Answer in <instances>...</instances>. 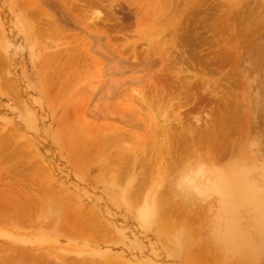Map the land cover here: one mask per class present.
<instances>
[{"label":"rangeland","instance_id":"obj_1","mask_svg":"<svg viewBox=\"0 0 264 264\" xmlns=\"http://www.w3.org/2000/svg\"><path fill=\"white\" fill-rule=\"evenodd\" d=\"M263 169L264 0H0V264H264Z\"/></svg>","mask_w":264,"mask_h":264},{"label":"bare ground","instance_id":"obj_2","mask_svg":"<svg viewBox=\"0 0 264 264\" xmlns=\"http://www.w3.org/2000/svg\"><path fill=\"white\" fill-rule=\"evenodd\" d=\"M91 7H92V6H91ZM30 10H31V9H30ZM45 31H46V30H45ZM56 38H57V37H56ZM75 48H76V47H75ZM86 57H87V56H86ZM75 62H76V61H75ZM181 87H182V86H181ZM186 92H187V91H186ZM188 95H189V94H188ZM189 97H190V96H189ZM167 98H168V97H167ZM167 98H166V99H167ZM190 98H191V97H190ZM184 99H185V98H184ZM188 99H189V98H188ZM189 100H190V99H189ZM185 101H186V99H185ZM185 101H184V102H185ZM156 102H157V101H156ZM188 102H189V101L187 100L186 104H187ZM195 103H197V100H196V98H195V96H194V97H193V101H192V103H191L192 106L190 105V107H194V105H196ZM184 104H185V103H184ZM189 104H190V102H189ZM197 104H198V103H197ZM181 105H182V103H181ZM197 106H198V105H197ZM200 107H201V106H200ZM196 114H197V113H196ZM170 117H171V116H170ZM210 122H211V121H210ZM216 125H217V124H216ZM162 127H164V126H162ZM171 128H172V127H171ZM169 129H170V128H169ZM174 130H175V129H174ZM172 131H173V130H172ZM194 131L196 132V130H194ZM194 131H193L192 133L190 132V134H191V135H190V137H191V141H189V140L187 139L186 136H185V138L181 137L182 135L180 134L179 137H181V139H182V138H183V139H186V140H182V141H181V139L179 138V139H180V144L182 143V145H181L182 147H181L180 144H179V139H178V138H177L178 140H175V142H172V141H174V140H172V137H171L172 135H171V136H170L171 139L169 140V141L172 140V141H171V142H172V143H171V146H172V147H174V146L176 147L177 145H179L181 148L184 149V147H183V146H184V144H183L184 141H185V142L188 141L187 143H190V142L194 143V142H195L193 148H191V149H192V155H194V153H197V152H198V150H199V148H200V146H201V144H200L201 142L199 141L200 143H196V142H197L196 139H200V138L203 139V137L205 136V135H204V136L200 137L201 135L194 134V133H195ZM210 131H211V130H210ZM163 132H164V131H163ZM201 132H202V131H200L199 134H201ZM225 132H227V131H225ZM165 133H167V132H165ZM184 133H185V132H184ZM205 133H207V132H205ZM205 133H204V134H205ZM215 133H216V132H215ZM229 133H230V132H229ZM167 134H169V132H168ZM249 134H250V133H249ZM102 135H103V134H102ZM186 135H187V134H186ZM194 135H195V136H194ZM202 135H203V134H202ZM207 135H208V133H207ZM210 135H211V134H210ZM220 135H221V134H220ZM119 136H121V134H120ZM119 136H113V135H112V138L110 139V141L112 142V139H113V140H118V141H120L119 139H122L123 137H119ZM187 136H188V135H187ZM155 137H157V136H155ZM188 137H189V136H188ZM190 137H189V138H190ZM206 137H207V136H206ZM206 137H205V138H206ZM242 137H243V136H242ZM159 138H160V137H159ZM227 138H228V137H227ZM107 139L109 140V136H108ZM166 139H168V137H167ZM175 139H176V138H175ZM98 140H99V139H98ZM156 140H157V138H156ZM223 140H224V139H223ZM87 141H88V140H87ZM146 141H147V140H146ZM177 141H178V142H177ZM156 142H158V141H156ZM205 142H206L205 144H207L208 140L206 141V139H205ZM255 142H256V141H255ZM76 143H78V142H76ZM109 143H110V142H109ZM146 143H147V142H146ZM148 143H150V142H148ZM154 143H155V141H154ZM154 143L151 141V148H153V144H154ZM167 143H168V142H167ZM187 143H186V144H187ZM203 143H204V142H203ZM203 143H202V144H203ZM216 143H217V142H216ZM155 144H157V143H155ZM159 144H161V143L159 142ZM210 144H211V143H210ZM232 144H233V143H232ZM251 144H252V143H251ZM79 145H80V143H79ZM144 145H145V144H144ZM146 145H147V144H146ZM161 145H162V144H161ZM188 145L190 146V144H188ZM213 145H215V144H213ZM81 146H82V145H81ZM81 146H80V147H81ZM147 146L149 147V144H148ZM179 146H177L176 149H177V148H180ZM185 146H186V145H185ZM211 146H212V144H211ZM217 146H218V144H217ZM148 147H146L144 150H140L139 153H137V152H133V153H132V154L134 155V158H133L134 161L132 160L133 163H131V164L133 165V167H140V165H141V161H140V160L137 161L136 157L139 156V154L141 155V152H142V154H143V152L146 151V149H147ZM155 147H156V145H155ZM202 147L204 148V146H202ZM209 147H210V146H209ZM219 147H220V146H219ZM143 148H144V147H143ZM206 148H207V147H206ZM210 148H211V147H210ZM216 148H217V147H216ZM224 148H225V146L223 147V149H224ZM235 148H236V149H235ZM238 148H239V147H238ZM242 148H243V147H242ZM251 148H252V147H251ZM157 149H158V148H157ZM168 149H169V151H166V152H168L167 154H168V156H170L171 154L174 153V151H172L174 148L170 149V147H168ZM168 149H167V150H168ZM176 149H175V150H176ZM187 149H188V146H187ZM191 149H189V150L184 149V151H186V152H184V153L187 154V151H188V153H189ZM212 149H213V147H212ZM231 149H232V148H231ZM148 150L150 151V148H149ZM151 150H152V149H151ZM159 150H161V149H159ZM159 150H158V151H159ZM177 150H178V149H177ZM221 150H222V149H221ZM236 150H237V147L234 146V149L232 150V151H233L232 153H233V154H234V153H238ZM239 150H240V149H239ZM101 151H102V148H101ZM158 151H157V152H158ZM179 151H180V150H179ZM179 151H178V152H179ZM203 151H204V150H203ZM208 151H209V150H208ZM216 151H217V150H216ZM255 151H256V150H255ZM152 152H154V149H153ZM157 152H156V153H157ZM178 152H177V154H178ZM228 152H229V151H228ZM230 152H231V151H230ZM250 152H251V151H250ZM253 152H254V151H253ZM148 153H149V152H148ZM180 153H181V152H180ZM203 153H204V152H203ZM208 153H209V152H208ZM210 153H211V150H210ZM210 153H209V154H210ZM220 153H222V154H219V155H218V152H215L216 157H217V156H220L221 158H222V157H225V156L227 155V150H225V151L223 150V152H220ZM239 153H240V152H239ZM244 153H245V152H244ZM122 154H123V153H122ZM136 154H138V155H136ZM146 154H147V151H146V153H145L144 155H146ZM154 154H155V153H154ZM154 154H153V156H154ZM167 154H166L165 156H167ZM186 154H184V155H186ZM212 154H214V151H213ZM242 154H243V153H242V151H241V155H242ZM119 155H120V154H119ZM149 155H152V153L150 152ZM184 155H182V153L180 154L181 157L184 156ZM188 155H190V154H188ZM188 155H186V157H187ZM197 155H201V154L198 153ZM239 155H240V154H239ZM244 155H245V154H244ZM254 155H255V154H254ZM128 156H129V155H128ZM146 156L148 157V155H146ZM211 156H213V155H211ZM140 157H141V156H140ZM149 157H150V156H149ZM160 157H162V156H161V153H160ZM173 157H174V156H173ZM178 157H179V156H178ZM184 157H185V156H184ZM197 157H198V156H197ZM214 157H215V156H214ZM237 157H238V156H237ZM239 157L241 158V156H239ZM249 157H250V156H249ZM259 157H261V156H259ZM151 158H152V157H151ZM221 158H220V159H221ZM126 159H127V160H126ZM126 159H125V161L128 162V160H131V156H130L129 158H126ZM139 159H140V158H139ZM163 159H164V157H163ZM181 159H182V158H181ZM248 159H249V158H248ZM250 159H251V158H250ZM152 160H153V159H152ZM154 160H155V159H154ZM160 160H161V159H160ZM177 160H178V159H177ZM177 160H176V161H177ZM214 160H215V159H214ZM251 160H252V159H251ZM231 161H232V160H231ZM245 161L247 162V160H245ZM153 163H155V162H153ZM153 163H152V164H153ZM182 163H183V162H182ZM189 163H190V162H189ZM250 163H251V162H250ZM250 163H249V164H250ZM183 164H184V163H183ZM195 164H196V163H195ZM241 164H242V163H241ZM252 164H253V163H252ZM142 165H143V164H142ZM128 166H129V165H127L126 167L129 169V167H131V166H129V167H128ZM178 166H179V165H178ZM195 166H196V165H195ZM199 166H200V165H199ZM188 167H189V166H188ZM206 167H207V166H206ZM206 167H205V168H206ZM127 168H124V170H125V171H124L125 174H126V172L129 171V170H127ZM131 168H132V167H131ZM131 168H130V171H132ZM184 168H185V167H184ZM205 168H204V169H205ZM208 168H209V167H208ZM208 168H207V169H208ZM259 168H260V167H259ZM190 169H191V168H190ZM211 169H212V168H211ZM217 169H218V168H217ZM260 169H261V168H260ZM184 170H185V169H184ZM205 170H206V169H205ZM263 170H264V169H263ZM130 171H129V172H130ZM135 171H136V170H135ZM203 171H204V170H203ZM210 171H211V170H210ZM144 172H145V171H144ZM183 172H184V171H183ZM195 172L197 173V171H195ZM263 172H264V171H263ZM4 173H5V172H4ZM171 173H172V172H171ZM176 173H178V172H176ZM181 174H182V173H181ZM186 174H187V173H186ZM120 175H121V174H120ZM145 175H146V174H145ZM200 175H201V174H200ZM123 177H124V176H123ZM215 177H216V176H215ZM119 178H120V177H119ZM145 178H146V177H145ZM147 178H148V177H147ZM147 178H146V179H147ZM199 178H200V177H199ZM122 179H123V178H122ZM143 180H144V179H143ZM209 181H210V180H209ZM11 182H12V181H11ZM22 182H23V181H22ZM18 183H19V182H18ZM23 183H24V182H23ZM138 183H139V182H138ZM181 185H182V184H181ZM183 185H184V184H183ZM183 185H182V186H183ZM5 186H7V185H5ZM15 186H16V185H14V187H15ZM191 186H192V185H191ZM9 187H10V186H9ZM16 187H17V186H16ZM19 187H22V186L20 185V186H18L17 188L20 189ZM184 187H185V186H184ZM187 187H188V186H187ZM195 187H196V186H195ZM29 188H30V187H29ZM29 188H28V189H29ZM134 188H135V187H134ZM141 188H142L141 185H139L138 189H140V190L142 191L143 189H141ZM12 189H13V188L10 187V190H8V193H9L10 191H12ZM24 189L27 190V188H25V186H24ZM30 189H31V188H30ZM30 189H29L28 191H30ZM32 189H33V188H32ZM32 189H31V190H32ZM25 190H24V191H25ZM134 190H135V192H137V191H136L137 189H134ZM192 190H193V189H192ZM6 191H7V190H6ZM6 191L4 192V194L7 193ZM14 191H15V190H14ZM21 191H22V189H21ZM28 191H27V192H28ZM141 191H140V192H141ZM193 191H194V190H193ZM219 191H220V190H219ZM15 192H16V195H18V197H19L20 199H22V201H27L26 199L20 197V194H18L19 192H17V190H16ZM30 192H31V191H30ZM11 193H12V192H11ZM23 193H25V192H23ZM137 193H139V192H137ZM137 193H134V192H133L131 197H133V195L138 197L139 194H137ZM0 194H1V192H0ZM2 194H3V193H2ZM13 194H14V193H13ZM25 194H26V193H25ZM135 194H136V195H135ZM139 197H140V196H139ZM186 197H187V196H186ZM189 197H190V196H188V198H189ZM33 198H34V197H33ZM142 198H143V197H142ZM163 198H164V197H163ZM5 199H7V198H5ZM28 199H29V198H28ZM34 199H35V198H34ZM34 199H33V200H34ZM130 199H131V198H130ZM137 199H138V198H137ZM165 199H166V198H165ZM170 199H171V198H170ZM7 200H8V199H7ZM9 200H10V199H9ZM12 200H13V199H12ZM15 200H16V198H15ZM33 200H32V201H33ZM37 200H38V199L36 198L34 201L36 202ZM134 200H135V199H134ZM30 201H31V200H30ZM30 201H29V202L27 201V202L30 203ZM32 201H31V203H32ZM187 201H188V200H187ZM187 201H186V203H187ZM1 202H3V200H2ZM1 202H0V206H1V204H2ZM14 202L16 203V201H14ZM14 202L12 203V202L10 201V204H11V203L14 204ZM19 202H20V201H19ZM27 202H23V205H22V206L25 207V208L29 206V207L31 208V207L34 206V204H35V203L33 202L34 204H33V203H32V204L30 203L29 205L26 206L25 204H27ZM38 202H39V201H38ZM38 202H37V203H38ZM175 202H177V201L175 200ZM24 203H25V204H24ZM163 203H165V202L163 201ZM169 203H170V202H169ZM173 203H174V202H173ZM183 203H184V202H183ZM18 204H22V203H18V200H17V203L14 204V205H18ZM161 204H162V202H161ZM167 204H168V203H167ZM170 204H171V203H170ZM189 204H190V203H189ZM5 205L8 206V208H11V207H9L8 204L4 203V206H5ZM24 205H25V206H24ZM31 205H32V206H31ZM35 205H36V204H35ZM40 205H41V204H40ZM176 205H177V204H176ZM183 205H184V204H183ZM197 205H198V204H197ZM200 205H201V204H200ZM4 206H3V207H4ZM172 206H173V205H172ZM178 206H179V205H178ZM1 207H2V206H1ZM15 207H17V206H15ZM18 207L20 208V211H18V212H19V215H20V216L24 215L23 213L20 214V212H21V208H22L21 205H20V206L18 205ZM18 207H17V208H18ZM159 207H161V206H159ZM168 207H169V205H168ZM168 207H167V208H168ZM173 207H174V206H173ZM200 207H201V206H200ZM8 208H7V211H9ZM25 208H24V209H25ZM30 208H29V209H30ZM33 208H34V207H33ZM33 208H32V209H33ZM175 208H176V207H175ZM0 209H1V208H0ZM3 209H4V208H3ZM11 209H12V208H11ZM32 209H31V210H32ZM34 209H35V208H34ZM34 209H33V211H34ZM181 209H182V208H181ZM163 210H164V209H163ZM168 210H169V209H168ZM176 210H178V209H176ZM200 210H201V209H200ZM200 210H199V211H200ZM0 211H2V209H1ZM29 211H30V210H29ZM36 211H37V209H36ZM180 211H182V210H180ZM195 211H196V210H195ZM12 212H13V211H12ZM51 212H52V211H51ZM160 212H161V211H160ZM164 212H165V211H164ZM177 212H178V211H177ZM177 212H175V213H177ZM1 213H2V212H1ZM1 213H0V216L2 215V216L4 217V213H5V212H4L3 214H1ZM9 213H10V212H9ZM61 213H62V211H61ZM161 213H162V212H161ZM167 213H168V212H167ZM167 213H166V214H167ZM175 213H174L173 215H175ZM180 213H181V212H180ZM193 213H194V212H193ZM198 213H199V212H198ZM13 214H14V213H12V215H13ZM33 214H34V212H33ZM62 214H63V213H62ZM163 214H164V213H163ZM168 214H170V213H168ZM171 214H172V213H171ZM177 214H178V213H177ZM184 214H185V213H184ZM9 215H10V214H9ZM38 215H40V214H38ZM68 215H69V214H68ZM160 215H161V214H160ZM199 215H200V214H199ZM7 216H8V215H7ZM7 216H5V217L7 218ZM15 216H16V215H15ZM34 216H35V215H33L32 217H34ZM48 216H49V215H48ZM66 216H67V215H66ZM71 216H72V215H71ZM71 216H69V217H71ZM3 217H0V219H2ZM13 217H14V216H13ZM24 217H25V216H24ZM39 217H40V216H39ZM41 217H42V216H41ZM57 217H58V216H57ZM77 217H78V216H77ZM204 217H205V216H204ZM6 218H4V219H5V221H6V222L8 223V225H9L11 222L7 221ZM19 218H20V217H19ZM36 218H37V217H36ZM46 218H47V217H46ZM48 218L50 219V217H48ZM51 218H52V217H51ZM166 218H167V216H166ZM169 218H170V217H169ZM169 218H168V219H169ZM34 219H35V217H34ZM68 219H70V220H71V223H72L73 219H72V218H68ZM78 219H79V218H77V221L82 220V219H79V220H78ZM187 219H188V218H187ZM190 219H191V218H190ZM26 220H27V219H26ZM32 220H33V218H32ZM41 220H42V219H40V221H39V223H38V226H41V225H39V224H41L40 222H42ZM51 220H53V219H51ZM54 220H55V219H54ZM70 220H69V221H70ZM84 220H86V218H85ZM90 220H91V219H90ZM93 220H94V219H93ZM183 220H184V219H183ZM2 221H3V219H2ZM58 221H59V220H58ZM61 221H62V219H61ZM86 221H88V220H86ZM94 221H95V220H94ZM203 221H204V220H203ZM24 222L26 223V221H24ZM33 222H36V220H35V221L33 220ZM51 222H52V221H51ZM53 222H54V221H53ZM63 222H64V221H63ZM67 222H68V220H67ZM67 222L65 221L64 224L61 223V224H62V225H61V229H60V228H59V229H60V230H64V229H65L67 232L69 231V233H67V235H70V236H73V234L77 235L76 233H79L80 230H84V229H82V228H84V227L86 228V226L83 225L82 228H79V229H80V230H79V229H78V225H79V224L76 226V227H77V228H76V227H75V224L72 225L73 223L71 224L70 222H69V224L67 225V228H64V226H66L65 224H66ZM89 222H90V221H89ZM170 222H171V221H170ZM46 223H49V222H46ZM59 223H60V222H59ZM74 223H76L75 220H74ZM79 223H80V222H79ZM3 224H6V223H3ZM36 224H37V223H36ZM70 224H71V225H70ZM76 224H77V223H76ZM166 224H168V223H166ZM166 224H165V225H166ZM10 225H11V224H10ZM12 225H13V224H12ZM44 225H45V224H42L43 227H44ZM49 225H50V223H49ZM49 225L46 224V226H49ZM163 225H164V224H163ZM169 225H170V223H169ZM185 225H186V224H185ZM62 226H63V227H62ZM166 226H167V225H166ZM170 226L172 227V225H170ZM170 226H168V227H170ZM24 227H25V226H24ZM50 227H51V226H50ZM68 227H69V228H68ZM92 227H93V226H92ZM160 227H161V226H160ZM163 227H164V226H162V228H163ZM31 228H33V227H31ZM46 228H47V227H46ZM48 228H49V227H48ZM56 228H57V227H56ZM62 228H63V229H62ZM98 228H99V226H98ZM164 228H165V227H164ZM164 228H163V229H164ZM33 229H34V228H33ZM73 229H74V230H73ZM95 229H96V228H95ZM163 229H162V230H163ZM166 229H167V228H166ZM166 229H165V230H166ZM88 230H89V229H88ZM93 230H94V229H93ZM162 230H161V231H162ZM169 230H170V229H169ZM173 230H174V233H175V234L178 233L177 230H176V228L173 227ZM175 230H176V232H175ZM94 231H95V230H94ZM170 231H171V230H170ZM45 232H49V231L46 230ZM45 232H44V233H45ZM53 232L56 233V236H59V234H58L59 231H55V230H54ZM84 232H85V231H84ZM86 232H87V231H86ZM166 232L169 233V231H166ZM51 233H52V231H51ZM168 233H166L165 235H167ZM172 233H173V232H172ZM179 233H180V232H179ZM79 234H80V233H79ZM79 234H78V235H79ZM83 234H85V233H83ZM98 234H99V233H98ZM163 234H164V233H163ZM175 234L172 235V236H175ZM98 236H99V235H98ZM170 236H171V232H170L169 237H170ZM177 236H178V238H179V234H178ZM170 238H171V237H170ZM181 238H182V239H181ZM181 238H180L179 240H177L179 243L181 242V248H182L183 250H188V249L191 247V245H193V244L189 241L188 237L185 238V237L182 236ZM171 239L174 240L173 238H171ZM190 240H192V238H191ZM167 242H169V241H167ZM175 242H176V241H175ZM194 242H195V241H194ZM201 245H202V244H201ZM208 245H209V244H208ZM210 245H211V243H210ZM219 245H220V244H219ZM194 247H198V248L201 249V247H199V246H194ZM210 247H211V246H210ZM203 248H204V247H203ZM207 248H208V246H207ZM207 248H206V249H207ZM200 249H199V250H200ZM212 249H213V248H212ZM3 250H5V249L3 248ZM192 250H193V249H192ZM201 250L205 253V251H208V250H210V249L208 248V250H205V251H204L203 249H201ZM201 250H200V251H201ZM3 252H4V251H2V253H3ZM194 252H195V250H194ZM212 252H213V251H212ZM206 253H207V252H206ZM190 254H191V253H190ZM192 254H193V253H192ZM198 254H199V253H198ZM198 254H197V255H198ZM218 254H219V253H218ZM0 255H1V254H0ZM201 255H202V254H201ZM201 255L199 254V256H201ZM2 256H3V255H2ZM202 256H203V255H202ZM204 256H205L204 258H206V255H204ZM39 257H41L40 253H39L38 255L35 256V258H37V259H38ZM44 257H45V256H44ZM191 257H192V256H191ZM27 258H28V257H27ZM46 258H47V257H46ZM192 258H193V257H192ZM212 258H213V257H212ZM4 259H6V258H4ZM16 259H17V258H16ZM23 259H24V263H27V262H25V260H26V261H28V260L25 259V258H23ZM44 259H45V258H44ZM44 259H43V261H44ZM193 259H194V258H193ZM200 259L202 260V258H200ZM200 259H199V260H200ZM207 259H209V258H207ZM13 260H14V259H13ZM112 260H113V258H112ZM197 260H198V259H197ZM2 261H3V260H2ZM15 261H16V260H15ZM35 261H36V260H35ZM40 261H42L41 258H40ZM43 261H42V262H43ZM45 261H46V260H45ZM68 261H69V260H68ZM72 261H73V259H71V262L69 261V263H68L66 260L63 261V262H58V261H54V262H52V261H51L52 263H49V264H70V263L72 264L73 262H74V263L76 262V264H85V263H83L82 261H80V263H77V261H75V260H74L73 262H72ZM88 261H90V260H87V261L85 260V262L89 263ZM189 261H190V260H189ZM202 261H203V260H202ZM204 261H205V260H204ZM5 262H6V261H5ZM36 262H37V261H36ZM42 262H41V263H42ZM46 262H48V259H47ZM94 262H95V261H94ZM193 262H194V261H193ZM1 263H2V262H1ZM7 263H9V262H7ZM20 263H21V262H20ZM39 263H40V262H39ZM87 263H86V264H87ZM99 263H100V262H99ZM101 263H102V262H101ZM122 263H123V262H122ZM195 263H196V262H195ZM202 263H204V262H202ZM252 263H253V262H252ZM3 264H4V263H3ZM27 264H28V263H27ZM93 264H94V263H93ZM97 264H98V263H97ZM107 264H108V263H107ZM109 264H111V263L109 262ZM113 264H115V261H114ZM116 264H117V263H116ZM118 264H119V263H118ZM125 264H126V263H125Z\"/></svg>","mask_w":264,"mask_h":264}]
</instances>
